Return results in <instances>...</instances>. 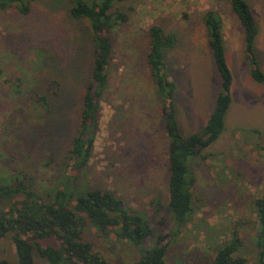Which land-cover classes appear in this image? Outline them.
<instances>
[{
  "label": "rangeland",
  "instance_id": "374dc122",
  "mask_svg": "<svg viewBox=\"0 0 264 264\" xmlns=\"http://www.w3.org/2000/svg\"><path fill=\"white\" fill-rule=\"evenodd\" d=\"M246 1L258 24L255 52L264 71V0ZM71 8L72 0H34L26 15L16 8L0 10V180L21 172L28 187L47 202L52 201L78 133L94 64L89 25L74 19ZM115 8L130 18L113 34L99 131L90 163L78 175L77 190H110L145 214L156 228L145 248L156 246L159 234L168 235V264H210L216 251L236 235L243 243L237 256L257 264L255 238L261 225L256 201L264 198V85L251 77L244 29L230 0H127ZM209 10L219 12L223 20L233 75L232 105L221 137L190 163L194 210L178 231L165 209L167 136L147 64L149 30L158 25L176 35L166 60L175 83L179 125L185 136L201 133L221 92L203 22ZM39 96L48 98V106L37 102ZM157 201L164 207L159 214ZM10 206V201H0L1 210ZM82 241L110 264L141 259L142 252L132 242L102 234L90 223ZM40 243L62 246L56 235ZM34 259L35 264H49L38 252ZM0 260L18 261L13 233L0 239Z\"/></svg>",
  "mask_w": 264,
  "mask_h": 264
},
{
  "label": "trees",
  "instance_id": "16d2710c",
  "mask_svg": "<svg viewBox=\"0 0 264 264\" xmlns=\"http://www.w3.org/2000/svg\"><path fill=\"white\" fill-rule=\"evenodd\" d=\"M32 1L0 0V10L16 8L26 15L30 12ZM124 1L127 0H72V17L88 23L95 44L93 70L84 94L79 130L72 141L52 201L47 202L43 196L32 191L26 184V176L21 172L0 180V201H10L11 205L7 211L0 209V239L13 233L18 258L14 264H35L34 252H38L39 257L49 264H110L102 254L94 251L90 243L82 241L88 223L102 234L114 235L119 241L132 242L142 252L141 259L132 264H168L166 255L169 244L165 243L168 235L159 234L156 236V246L145 248V242L155 236L156 231L145 214L130 208L110 190L79 192L76 188L78 175L90 163L99 131L101 103L109 87L112 67L113 34L118 27L129 22V15L115 8L117 3ZM230 2L233 14L238 17L244 29L245 53L250 61L251 76L255 82L264 84V71L255 52L259 29L254 13L246 0ZM203 22L221 78V92L203 131L188 136L181 132L175 102V83L168 75L166 60V52L177 43L176 35L167 33L158 25L149 30L147 64L161 105L167 136L170 177L169 201L165 209L178 231L188 224L194 210L192 189L195 178L190 163L200 158L221 137L232 104L233 75L226 54L222 17L219 12L209 10ZM37 102L43 107L49 104L46 96H39ZM71 171L73 174L69 177L67 174ZM155 205L156 213L159 214L164 207L160 201ZM256 207L261 225L255 238L259 248L257 264H264V198L256 201ZM53 235L61 241V248L41 245V240ZM242 244L238 235L232 237L229 243L216 251L210 264H247L246 259L237 256ZM0 264L13 263L0 260Z\"/></svg>",
  "mask_w": 264,
  "mask_h": 264
},
{
  "label": "crops",
  "instance_id": "0c3cea01",
  "mask_svg": "<svg viewBox=\"0 0 264 264\" xmlns=\"http://www.w3.org/2000/svg\"><path fill=\"white\" fill-rule=\"evenodd\" d=\"M252 77V76H251ZM262 85H264V84H262ZM232 105V104H231Z\"/></svg>",
  "mask_w": 264,
  "mask_h": 264
}]
</instances>
